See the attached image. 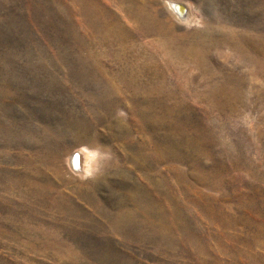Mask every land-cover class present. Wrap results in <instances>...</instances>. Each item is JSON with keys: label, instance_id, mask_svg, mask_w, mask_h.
Here are the masks:
<instances>
[{"label": "rangeland", "instance_id": "374dc122", "mask_svg": "<svg viewBox=\"0 0 264 264\" xmlns=\"http://www.w3.org/2000/svg\"><path fill=\"white\" fill-rule=\"evenodd\" d=\"M0 264H264V0H0Z\"/></svg>", "mask_w": 264, "mask_h": 264}, {"label": "bare ground", "instance_id": "6f19581e", "mask_svg": "<svg viewBox=\"0 0 264 264\" xmlns=\"http://www.w3.org/2000/svg\"><path fill=\"white\" fill-rule=\"evenodd\" d=\"M176 1V0H175ZM170 7H171V9H173V10H175V12H177V15H179L182 19L184 18V17H189L192 13H190L191 11H189V10H187L188 8H186V6L184 5V4H180V3H177V2H172L170 5H169ZM192 16H193V14H192ZM186 17V18H187ZM194 19V18H193ZM182 21V20H181ZM184 21H185V19H184ZM187 21H188V19H187ZM186 21V22H187ZM191 21V20H190ZM185 23V22H184ZM147 24V23H146ZM167 39V38H166ZM166 45V44H165ZM143 111V110H142ZM164 145H165V148L167 149V146H166V143H163ZM88 147V146H87ZM83 149V148H82ZM79 150H81V149H79ZM83 151V150H82ZM94 152L95 151H92V150H88L87 149V151H85V152H82V153H76V151H74L73 153H72V156L69 158V162H70V164H71V167L76 171V170H78V169H81L82 170V172L81 173H83V171L86 169V170H88V169H92L93 167H95L96 166V163H97V159L96 158H94L93 156H91V155H94ZM76 153V154H75ZM90 153H92L91 155H90ZM101 154H102V152H101ZM91 158V159H90ZM100 160V159H99ZM96 168H97V166H96ZM92 170H94V169H92ZM96 170V169H95ZM79 171V170H78ZM95 172V171H94ZM93 172V173H94ZM91 173V172H90ZM87 174V173H86ZM120 174V173H119ZM123 174V173H122ZM88 175V174H87ZM87 177V176H86ZM143 190H142V188L141 187H137V186H135V187H133V189H131L130 190V197H131V200L133 201V202H135L136 204H139L138 205V207H137V209L141 212V210H144L145 211V213H146V215H147V217H148V220H150V218L151 217H154L153 215H155L154 214V209L156 208V206H155V203L153 202V204L152 205H150V204H147V201H146V199L144 198V197H142L141 196V194H140V192H142ZM129 199V198H128ZM145 202V203H144ZM98 207H100V206H98ZM102 211V210H101ZM127 213L128 214H125V216H128L129 217V215L130 214H133L134 215V213H136L135 211H133V210H127ZM120 215V214H119ZM131 216V215H130ZM131 217H133V216H131ZM158 219H159V224H154V222H152L153 223V225H155L156 227H162V226H164V229H166V227H167V213L166 212H164V214H159L158 216ZM154 218H156V217H154ZM129 219V218H128ZM153 219V218H152ZM120 227V226H119ZM164 229H162V230H164ZM159 234V233H158ZM150 237V236H149ZM166 239V238H165Z\"/></svg>", "mask_w": 264, "mask_h": 264}, {"label": "water", "instance_id": "95a60500", "mask_svg": "<svg viewBox=\"0 0 264 264\" xmlns=\"http://www.w3.org/2000/svg\"><path fill=\"white\" fill-rule=\"evenodd\" d=\"M76 154V153H75Z\"/></svg>", "mask_w": 264, "mask_h": 264}]
</instances>
